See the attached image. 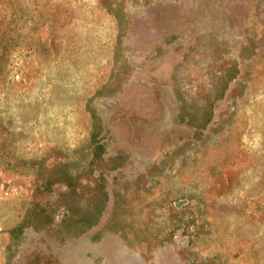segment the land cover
<instances>
[{"label":"rangeland","instance_id":"1","mask_svg":"<svg viewBox=\"0 0 264 264\" xmlns=\"http://www.w3.org/2000/svg\"><path fill=\"white\" fill-rule=\"evenodd\" d=\"M0 264H264V0H0Z\"/></svg>","mask_w":264,"mask_h":264},{"label":"crops","instance_id":"2","mask_svg":"<svg viewBox=\"0 0 264 264\" xmlns=\"http://www.w3.org/2000/svg\"><path fill=\"white\" fill-rule=\"evenodd\" d=\"M59 43H60V48L57 52V57H58V60L62 61V60H65V58H66V51H65L66 50V41L63 42V40L62 41L60 40ZM76 66H78V64ZM61 69L62 68H59V72L64 71L63 69L62 70ZM94 76H95V73L94 74L88 73L86 75H78L76 80H69L71 82V84L69 83V85L73 86L71 88V90L78 92V94L80 95V97H79L80 103L83 102L82 99L84 97V93H87L93 89ZM96 78H97V76H96ZM66 83H67V79H66V75H65L62 79H59L58 90L62 91L61 90L62 87H64V90H65V86H63V85ZM65 100H67L66 95L63 96L62 102ZM77 102H78V100H77ZM46 103H48V102H46ZM62 105L64 107H66L65 104H62ZM63 137L68 138V135L66 132L63 133Z\"/></svg>","mask_w":264,"mask_h":264}]
</instances>
